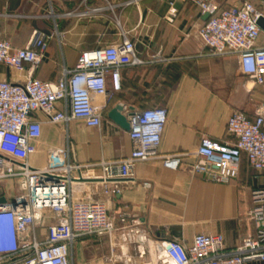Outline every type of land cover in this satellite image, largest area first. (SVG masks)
Here are the masks:
<instances>
[{
    "label": "crops",
    "instance_id": "1",
    "mask_svg": "<svg viewBox=\"0 0 264 264\" xmlns=\"http://www.w3.org/2000/svg\"><path fill=\"white\" fill-rule=\"evenodd\" d=\"M214 1L223 8L241 2ZM168 2L0 0V39L22 48L33 30L54 34L44 59L33 72L37 79L58 80L64 68L75 65L80 52L119 41L120 30L127 33L138 58L145 61L122 66L119 90L110 91L107 99L94 98V103L101 106L99 126L90 127L81 120L51 123L39 116L41 134L28 163L32 167H44L52 149L68 146L72 162L89 165L83 169L84 179L71 185L74 199L102 201L110 214H124L128 220H137L157 240H177L189 245L198 233L221 234L225 250L231 252L244 237L255 232L248 216L250 195L254 187L264 185V176L250 169L242 155L237 177L228 183H216L190 172L191 153L204 136L233 143L234 137L226 131L228 117L233 111L241 110L252 118L255 107L264 103V84L255 85L248 79L234 55L208 54L197 35L206 20L198 7L173 0L176 15L169 22ZM107 3L114 6L112 11L86 17L62 15ZM257 45H264V31ZM158 52L166 60L148 62ZM1 80L17 83L21 78L12 68L0 63ZM117 104L123 106L124 115L164 107L167 119L157 149L158 158L136 163L131 180L110 179L104 183L99 161L117 162L132 148L128 129L108 117ZM166 155H181L182 163L177 169L166 168L161 161ZM144 182L149 186H144ZM24 193L17 177L0 178L1 205L13 204ZM51 217L54 215L44 210L42 218L21 234L20 240L42 241L46 232L44 221L50 223ZM4 238L8 240L7 234ZM86 239L89 238L78 240L75 245ZM70 262L73 264L71 259ZM75 264L81 263L75 261ZM245 264H264V261Z\"/></svg>",
    "mask_w": 264,
    "mask_h": 264
},
{
    "label": "built area",
    "instance_id": "2",
    "mask_svg": "<svg viewBox=\"0 0 264 264\" xmlns=\"http://www.w3.org/2000/svg\"><path fill=\"white\" fill-rule=\"evenodd\" d=\"M168 1L166 19L171 22L176 8L173 0ZM181 1L190 2L203 15L207 14L197 35L208 54L213 57L234 55L242 73L255 85H263L264 45H257L262 30L256 21L264 16L260 9H264V0H241L225 8L214 0ZM113 8L107 3L62 15L86 17ZM114 21L119 26L118 20ZM53 37L54 34L33 30L22 48L0 39V63L12 68L21 78L17 83L0 81V178L17 177L25 191L13 204L0 205V264H71L70 252L76 241L111 238L117 230L116 221L120 226L128 221L138 224L124 214H110L102 201L73 198L71 185L84 179L83 169L89 165L72 162L68 146L52 149L44 167H32L28 163L29 156L36 152L41 134L39 116L51 123L81 120L87 126H99L101 106L94 103V98L107 99L110 91L119 90L122 66L145 62L138 58L127 33L120 30L119 41L80 52L75 65L64 68L58 80L43 81L35 78L33 72L44 59ZM164 60L158 52L148 62ZM166 119L164 107L130 112L127 121L132 148L117 162L99 161L102 182L131 180L136 163L158 158L157 149ZM226 131L234 137L231 144L208 136L200 138L191 153L190 172L216 183H228L237 177L243 155L250 169L264 176V103L255 107L252 118L241 110L233 111L226 121ZM161 161L164 167L177 169L182 156L166 155ZM143 185L149 186L147 182ZM250 198L248 216L255 232L244 237L234 251L225 250L223 236L218 233H198L189 245L177 240H157L144 234L139 236L137 256L142 259L149 250L151 259L141 264L264 261V185L254 187ZM44 210H51L55 218V222L47 225L44 239L21 241L20 235L42 218ZM122 239H127L124 233Z\"/></svg>",
    "mask_w": 264,
    "mask_h": 264
},
{
    "label": "rangeland",
    "instance_id": "3",
    "mask_svg": "<svg viewBox=\"0 0 264 264\" xmlns=\"http://www.w3.org/2000/svg\"><path fill=\"white\" fill-rule=\"evenodd\" d=\"M226 2L229 3V0ZM47 211L51 215L53 214L51 210ZM49 222H55V218L51 217ZM50 223L44 221L45 227ZM116 227L117 230L111 238L106 236L93 237L80 244H74L70 252V259L73 264L75 261H79L81 264H141L150 261L151 253L149 250H146L142 259L137 256L136 246L140 243L139 236L146 235L145 230L131 221H128L124 226L116 225ZM122 233L127 237L126 241H123Z\"/></svg>",
    "mask_w": 264,
    "mask_h": 264
},
{
    "label": "water",
    "instance_id": "4",
    "mask_svg": "<svg viewBox=\"0 0 264 264\" xmlns=\"http://www.w3.org/2000/svg\"><path fill=\"white\" fill-rule=\"evenodd\" d=\"M204 17H207V14H204ZM257 25L264 31V16H259L257 21ZM123 106L120 104L115 105L108 113V117L114 121L117 125L124 129H129V124L127 121V116L123 114ZM129 114V113H128ZM1 205V204H0Z\"/></svg>",
    "mask_w": 264,
    "mask_h": 264
}]
</instances>
